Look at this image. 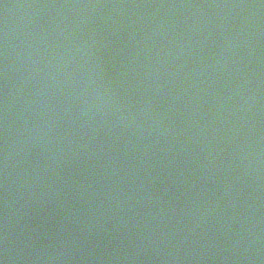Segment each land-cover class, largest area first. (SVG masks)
<instances>
[{
	"label": "water",
	"instance_id": "1",
	"mask_svg": "<svg viewBox=\"0 0 264 264\" xmlns=\"http://www.w3.org/2000/svg\"><path fill=\"white\" fill-rule=\"evenodd\" d=\"M3 264H264V0H0Z\"/></svg>",
	"mask_w": 264,
	"mask_h": 264
},
{
	"label": "snow or ice",
	"instance_id": "2",
	"mask_svg": "<svg viewBox=\"0 0 264 264\" xmlns=\"http://www.w3.org/2000/svg\"><path fill=\"white\" fill-rule=\"evenodd\" d=\"M0 264H3V262H2V261H0Z\"/></svg>",
	"mask_w": 264,
	"mask_h": 264
}]
</instances>
